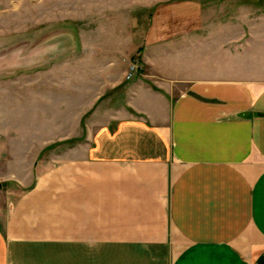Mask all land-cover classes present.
<instances>
[{
    "label": "crops",
    "instance_id": "0c3cea01",
    "mask_svg": "<svg viewBox=\"0 0 264 264\" xmlns=\"http://www.w3.org/2000/svg\"><path fill=\"white\" fill-rule=\"evenodd\" d=\"M95 10L126 50L97 127L0 187V264H264V0Z\"/></svg>",
    "mask_w": 264,
    "mask_h": 264
},
{
    "label": "rangeland",
    "instance_id": "374dc122",
    "mask_svg": "<svg viewBox=\"0 0 264 264\" xmlns=\"http://www.w3.org/2000/svg\"><path fill=\"white\" fill-rule=\"evenodd\" d=\"M108 1L0 0V187L97 127L96 60L127 47L95 10Z\"/></svg>",
    "mask_w": 264,
    "mask_h": 264
},
{
    "label": "built area",
    "instance_id": "2783aa9c",
    "mask_svg": "<svg viewBox=\"0 0 264 264\" xmlns=\"http://www.w3.org/2000/svg\"><path fill=\"white\" fill-rule=\"evenodd\" d=\"M142 68V65L140 62L138 61H133L129 67V73L127 75L128 78L132 77V75L135 73V72H139V70H141Z\"/></svg>",
    "mask_w": 264,
    "mask_h": 264
}]
</instances>
